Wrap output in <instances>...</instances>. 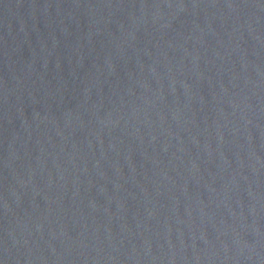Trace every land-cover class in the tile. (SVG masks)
<instances>
[{
    "label": "water",
    "instance_id": "obj_1",
    "mask_svg": "<svg viewBox=\"0 0 264 264\" xmlns=\"http://www.w3.org/2000/svg\"><path fill=\"white\" fill-rule=\"evenodd\" d=\"M0 264H264V0H0Z\"/></svg>",
    "mask_w": 264,
    "mask_h": 264
}]
</instances>
